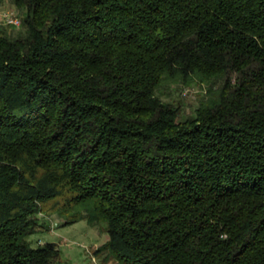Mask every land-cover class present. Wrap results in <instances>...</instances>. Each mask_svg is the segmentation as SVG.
Returning a JSON list of instances; mask_svg holds the SVG:
<instances>
[{
  "label": "trees",
  "instance_id": "16d2710c",
  "mask_svg": "<svg viewBox=\"0 0 264 264\" xmlns=\"http://www.w3.org/2000/svg\"><path fill=\"white\" fill-rule=\"evenodd\" d=\"M9 1L0 264H65L30 240L52 217L102 229L104 264H264V0Z\"/></svg>",
  "mask_w": 264,
  "mask_h": 264
},
{
  "label": "rangeland",
  "instance_id": "374dc122",
  "mask_svg": "<svg viewBox=\"0 0 264 264\" xmlns=\"http://www.w3.org/2000/svg\"><path fill=\"white\" fill-rule=\"evenodd\" d=\"M10 13L21 19V12L7 0L0 5V29L7 31L11 37H15L22 29L12 27L4 22L2 15ZM205 86L191 84L183 86L164 83L157 91V95L164 101L182 106L185 113L193 114L200 103L206 98ZM48 230L34 233L30 236L33 243H55L60 250V260L65 264H88L90 256H94L98 262L104 264L103 254H95L106 241V235L98 226H91L86 220L78 221L71 225H62L61 220L51 218ZM107 264H115L108 261Z\"/></svg>",
  "mask_w": 264,
  "mask_h": 264
},
{
  "label": "built area",
  "instance_id": "2783aa9c",
  "mask_svg": "<svg viewBox=\"0 0 264 264\" xmlns=\"http://www.w3.org/2000/svg\"><path fill=\"white\" fill-rule=\"evenodd\" d=\"M1 17L6 24L12 27L19 28L21 26L20 19L10 13H5ZM88 264H101V263L98 262V260L94 256L91 255L90 262Z\"/></svg>",
  "mask_w": 264,
  "mask_h": 264
}]
</instances>
